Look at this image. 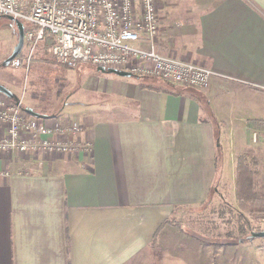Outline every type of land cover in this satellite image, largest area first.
Here are the masks:
<instances>
[{
  "label": "crops",
  "instance_id": "obj_1",
  "mask_svg": "<svg viewBox=\"0 0 264 264\" xmlns=\"http://www.w3.org/2000/svg\"><path fill=\"white\" fill-rule=\"evenodd\" d=\"M157 4L156 51L217 77L192 88L97 69L71 74L91 106L54 114L50 105L35 118L78 122L81 131L60 138L90 141L91 150L0 152V264H264L253 238L214 247L178 216L202 209L223 178L218 142L245 125L264 129V0ZM5 130L0 122V137Z\"/></svg>",
  "mask_w": 264,
  "mask_h": 264
},
{
  "label": "built area",
  "instance_id": "obj_2",
  "mask_svg": "<svg viewBox=\"0 0 264 264\" xmlns=\"http://www.w3.org/2000/svg\"><path fill=\"white\" fill-rule=\"evenodd\" d=\"M0 16L9 17L12 27L17 21L23 24L27 52L11 60L13 67L29 66L49 35L52 42L46 52L67 68L90 64L192 88H206L217 77L211 68L156 51L157 0H0ZM0 122L6 129L0 137V152L15 150L23 156L34 151L91 150L90 141L80 144L60 138L81 131L78 122L49 125L29 116L20 101L0 97ZM258 137L252 134L253 141Z\"/></svg>",
  "mask_w": 264,
  "mask_h": 264
},
{
  "label": "rangeland",
  "instance_id": "obj_3",
  "mask_svg": "<svg viewBox=\"0 0 264 264\" xmlns=\"http://www.w3.org/2000/svg\"><path fill=\"white\" fill-rule=\"evenodd\" d=\"M23 23L25 27L28 26L26 21ZM17 39V26L12 27L9 17L0 16V85L8 89L14 98L20 101L23 109L27 106L34 107L37 113L48 115L41 110L47 112L50 105L52 109L48 110V113L54 114L61 113V110L65 113L75 111L80 105L91 106L89 95L73 92L74 89L71 86L74 77L70 75L76 74L77 76L81 70L88 71L97 69V67L79 64L75 67L76 69H70L61 66L46 52V46L43 44L37 48V54L43 52L41 56L44 55V57L36 55L35 59L34 56L32 57L29 66L13 67L11 62L5 63V60L13 52ZM26 52L27 46L24 42L19 54ZM254 132L259 135L257 141L252 140ZM263 135V128H248L245 125L236 131L235 140L227 142L228 140L223 137L221 142H218V157L224 167L223 178L214 185L212 195L202 209L182 211L178 214L185 228L190 229L204 240L211 241L214 247L247 241L244 237L240 238V226L243 228V233L264 231V219L257 218L255 214L246 215L243 219L231 209L238 208L233 196L236 157L244 149H248L249 153L246 158L248 166L262 174L264 170ZM252 240L256 245L260 242L261 249L264 250V237Z\"/></svg>",
  "mask_w": 264,
  "mask_h": 264
},
{
  "label": "trees",
  "instance_id": "obj_4",
  "mask_svg": "<svg viewBox=\"0 0 264 264\" xmlns=\"http://www.w3.org/2000/svg\"><path fill=\"white\" fill-rule=\"evenodd\" d=\"M52 37L46 35L43 45L47 47L51 44ZM256 124H259L258 122ZM247 153L244 149L237 157L235 163V197L237 209H232L240 218L245 219L246 215L255 214L257 218L264 219V170L260 174L258 171L250 168L247 164ZM166 223L179 224L175 219L167 220ZM240 226V238L250 240L251 234L243 233ZM155 238V237H154ZM258 238V237H256Z\"/></svg>",
  "mask_w": 264,
  "mask_h": 264
},
{
  "label": "water",
  "instance_id": "obj_5",
  "mask_svg": "<svg viewBox=\"0 0 264 264\" xmlns=\"http://www.w3.org/2000/svg\"><path fill=\"white\" fill-rule=\"evenodd\" d=\"M16 26H17V30H18V39H17V44L13 50V52L11 53V55L5 60V63H9L11 62V60H13L21 51L22 47H23V43H24V32H23V24L19 21L16 22ZM97 70L100 72H107V73H114L117 75H121V76H131L130 74L126 73V72H120V71H116L113 69H104L101 67H97ZM0 93L4 94L7 97H12V93L6 89L5 87L0 85ZM24 111L26 113H28L29 115H31L32 117H44L43 115H39L37 113H35L34 111H32L31 109L25 108ZM256 237H264V231H260V232H253L251 234V239L252 238H256Z\"/></svg>",
  "mask_w": 264,
  "mask_h": 264
}]
</instances>
